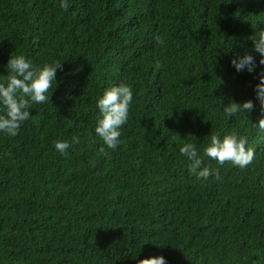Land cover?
Instances as JSON below:
<instances>
[{
  "label": "trees",
  "instance_id": "16d2710c",
  "mask_svg": "<svg viewBox=\"0 0 264 264\" xmlns=\"http://www.w3.org/2000/svg\"><path fill=\"white\" fill-rule=\"evenodd\" d=\"M67 2L0 0V83L10 55L62 63L51 103L33 104L17 136L0 133V264H24L1 246L27 238L36 264H264V131L253 126L264 118L253 50L264 0ZM245 54L251 73L230 63ZM121 83L133 100L105 156L96 103ZM249 100L253 110L224 117L229 101ZM211 132L246 135L255 159L240 169L204 157L221 178L189 175L180 147L202 155ZM182 209L208 214L186 248Z\"/></svg>",
  "mask_w": 264,
  "mask_h": 264
},
{
  "label": "clouds",
  "instance_id": "9594fccd",
  "mask_svg": "<svg viewBox=\"0 0 264 264\" xmlns=\"http://www.w3.org/2000/svg\"><path fill=\"white\" fill-rule=\"evenodd\" d=\"M197 4L201 3L197 2ZM59 7L64 12L69 11L67 0H60ZM156 40L157 43L163 42L160 37H156ZM253 50L260 54L259 63L264 65V31L258 33V39L254 40ZM230 63L237 72L247 70L251 73L256 67L254 57L250 54L238 56ZM156 67L160 68L162 65L158 63ZM58 69L62 70V63L59 61L45 63L43 66L37 67L23 54L10 55L7 61L6 83H0V106H2L0 111L3 113L0 114V133L10 137L17 136L24 122L31 118L29 109L32 108L33 104L51 103L50 96L54 89L53 82L55 85L57 83L56 72ZM255 70L264 73V67ZM259 81L254 91L256 98L260 101L261 108L264 109V74L260 75ZM50 90L51 94H49ZM132 100L133 90L130 85L125 83L105 90L97 100L96 107L99 109L100 118L97 121L95 133L104 145L99 149L101 154L108 156L109 152L106 149L114 151L120 144V129L128 121ZM253 107L251 100L242 104L229 101L228 105L223 107L222 113L228 119L229 117H236L237 114L242 115L245 111L250 112ZM253 126L264 131V118H260L258 123ZM191 138L195 140V138ZM209 140L210 142L203 148L202 155L198 153L194 143H184L179 149L180 154L185 156L189 162L187 164L188 174L196 179L206 180L209 176H214L217 180L221 178L219 168L213 169L205 166L204 157L214 160L218 165L231 163L240 169L246 168L255 159V149L246 147L248 144L246 135L238 136L233 132L225 134L221 138L219 132H211ZM73 143L78 144L79 139L74 137ZM70 147L71 145L67 140L54 141L55 150L66 158ZM181 212L180 223L184 228L182 248H186L192 237L185 236V234L196 230L208 214L206 211H202L192 218L183 209ZM174 221L176 222V217ZM1 247L11 253L15 260L24 264H36L38 261L37 247L28 238L17 239L15 242L9 240L6 245ZM137 264H167V262L163 257H156L139 260Z\"/></svg>",
  "mask_w": 264,
  "mask_h": 264
}]
</instances>
